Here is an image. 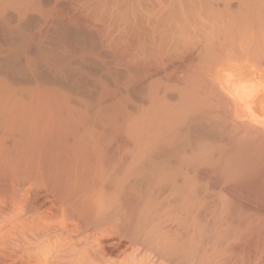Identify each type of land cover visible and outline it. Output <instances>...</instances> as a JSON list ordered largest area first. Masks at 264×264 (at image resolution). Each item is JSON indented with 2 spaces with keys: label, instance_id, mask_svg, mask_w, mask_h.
<instances>
[{
  "label": "bare ground",
  "instance_id": "obj_1",
  "mask_svg": "<svg viewBox=\"0 0 264 264\" xmlns=\"http://www.w3.org/2000/svg\"><path fill=\"white\" fill-rule=\"evenodd\" d=\"M55 1L57 3L58 2L60 3V1H58V0H55ZM182 1L185 2V0H178V2H182ZM186 1L187 2L183 5L181 4V6H179L180 3H178L177 9L175 8L174 10H172L174 7L172 9L169 8V12H171V13L167 12L168 9H166L167 8L166 7L165 12L170 14V16L168 15V17H165L167 14L164 13V15H163L162 12L159 13L160 14L159 17L163 15L162 20H161L162 17L158 18L159 19L158 21H160L159 23H158L157 19H155L154 22L152 21L151 24H149L151 20L149 21L148 24L151 25L150 26L151 28L149 27L150 29L147 31L150 34L147 32V35H146V33H145V35L147 36V39L144 40L145 37L143 39L144 42L146 41L147 43L145 42L146 44H144L142 40H141L142 43L140 40H139L140 42L139 41L136 42L138 44L141 43L140 45L142 47L146 45L143 48L140 46V48H142V49L145 48L144 50H145V52H147L146 48H149L147 46V44H150V46H152L153 44L156 46V44H157L159 47V48L158 47L157 48L160 49V45L161 44L163 45L164 40H165V42L167 41L170 43H174L176 41L179 43L183 42L184 45H186V44L188 45L189 43H191L190 47L188 46L189 48L188 47H182L183 50L181 49L182 52L180 51L181 52L180 54H182L181 61H182V63H184V66H185L184 70L186 71V74L190 73V75H191V73L192 74L194 73L197 66H199L201 60L211 58L210 55L212 54V52H210V51L213 49L212 47H217V45H220L222 39L225 41H227V39L228 40L230 39L229 41L233 40V38H231V35H232V37H234L232 32H234V33L237 32L236 34H238V35L234 34L237 37L240 36L239 34H242L244 32H250V33H248V34H250V36L251 35L254 36L255 33L257 34V35L255 34V36H256L255 40H257V41L256 42L254 41L256 46L255 45L252 46V44H251L252 49H251V47L250 48L245 47L244 50L241 48L245 52V55H246V53L249 55H257V54H259V52L260 53L264 52L263 51L264 50V44H263L264 42L262 41L264 39V0H186ZM232 1H235L236 4H232L233 3ZM42 3L43 2L41 0H18L17 2H15V0H0V71L10 75L13 78L18 77V78L23 79V80L28 79V76L31 73V74L38 76L39 78H43L45 80H48L49 82L55 81V82H53L54 84L56 82L57 83L60 82L59 83L60 85L63 84L68 88L80 90L82 88L83 83H84L83 80H84V78H86L85 75H86L87 71H88V73H89V71H98V70L104 72V69H107V68L102 67V65H103L102 62H101V64H102L101 65L100 62L96 61V59H92V57H90V59H89L88 56H86V54L95 52L97 42L95 41L94 38H93L94 40L92 39V36H89L90 33L87 34L81 29L73 28L70 25L63 24V22L62 23L59 22V20L57 19L58 17L56 18L57 19V21H56V19L55 20L53 19L52 15H49V14L41 15V14H39L37 12L36 6H39V4H42ZM51 3L52 2H50V6H51ZM46 4L48 5V3H46ZM46 4H44V5H46ZM111 4H113V3H111ZM52 5H54V4H52ZM157 5H158V2H157ZM50 6L48 5V7H50ZM54 6H51V7L55 8ZM57 8H58V6H57ZM61 9L62 8H60V10ZM111 9H113V8H111ZM156 9H155V11H156ZM92 10H94V9H92ZM53 11L55 12V10L52 9L51 12H53ZM129 13H130V11H129ZM42 14H43V12H42ZM117 14H118V12H117ZM157 17H158V14H157ZM149 19H151V18H149ZM142 20H144V19H142ZM153 20H154V16H153ZM238 30H241V32L239 33ZM242 31H244V32H242ZM141 34H143V33H141ZM215 34H217V35H215ZM219 36H221L220 37L221 41H220V38H218ZM236 36H235V38H236ZM137 37L138 36H136V38ZM215 37L220 42V44H217V41H216V46H214V45L210 46V44L207 42L208 41L211 42V40H213ZM259 37L261 39L263 37V39L261 40L262 44H260V47H259V41H258ZM138 38H140V37H138ZM193 39H195L196 41H194ZM162 40H163V42H162ZM237 40L240 41L241 39H237ZM251 40H252V38H251ZM229 41L225 42V44L226 43L228 44ZM233 41H235V40H233ZM212 42H214V40ZM138 44H136V45L138 46ZM166 44H168V43H166ZM225 44H224V47H225ZM229 44H230V42H229ZM136 45H134V46L136 48H138ZM164 45H165V43H164ZM77 46L81 47V48H75ZM230 46H232V43ZM220 47H221V45H220ZM234 47H237V46H235V45L233 46V49H236ZM242 47H243V45H242ZM140 48H138V49H140ZM238 48H240V47H237V49ZM257 48L259 49V52H257L258 51ZM77 49H79V51H75ZM227 49L228 48H225V50H227ZM233 49H232V52H233ZM144 50H142V52L141 51L138 52L139 50L138 51L135 50L133 52V54L134 53H138V54L143 53ZM169 50H171V48H169ZM165 51H164L163 56L165 54H167V52H169V51H166V53H165ZM193 51H194V53L196 52L195 53L196 58H193V55H194L192 53ZM243 51L239 50V52H243ZM174 52H175V50H174ZM213 52H217V51H213ZM225 52L227 53V51H225ZM232 52L230 53L231 57H233L232 54L234 53V52L233 53ZM147 53L149 55V52H147ZM162 53H163V51H162ZM138 54H136V56H135V54L133 55V56H135L134 60H136V57H137L138 61L140 60L139 62L142 63V61H141L142 57L139 59V57L142 55L139 54V57H138ZM221 54H222V52H221ZM230 54L227 53V54H223V55H228V57L227 56L226 57L229 58ZM235 54H238V52H236ZM100 55H98V56H100ZM178 55H179V53H178ZM212 55L216 56V53L212 54ZM217 55H219V54H217ZM223 55H222V57H224ZM145 56L146 55H143V57H144L143 63L148 64L149 62L146 63L148 57L146 56V59H145ZM236 56H238V55H236ZM226 57H224V58H226ZM212 58H214V57H212ZM212 58L205 64V66H204L205 68H203V70L204 69L208 70L209 68L213 67L217 63V61H216L217 59L215 60V58L214 59H212ZM218 58H220V57H218ZM237 58H239V57H236L235 59H237ZM232 59H231V61H232ZM223 60H228V59H223ZM234 61H236V60H234ZM237 61H238V59H237ZM139 62H135L134 65L132 66L135 68H131L132 69V71H131L132 72L131 84L133 83L132 85H134V88H135L134 90H133V88H131L133 90L132 92L138 96V97H136L138 99H139V97L142 98L141 95L143 94V98H145V99L142 98L141 100L144 102L147 101L146 102L147 106L146 107L144 106L145 109H143L144 111L148 107V102L150 105L153 102L152 101L153 99H154V101L156 100L158 102L160 100L159 104L157 102L158 106H155L156 101H155V103L153 102L155 105L151 104L154 108L155 107L159 108L161 102L166 98V95L168 96L167 98H172L169 96H172L174 93H172V94L167 93L168 92L167 88L164 85L165 82L163 83L164 86L162 85V87H163L162 89H161V87H159L160 89H158V86L157 87L155 86L156 88L152 89L153 86L151 84H154L155 82L157 83V80L152 78V80H151L152 82H150L151 78H150V73L148 71H150L151 69L150 70L144 69V68H146L147 65L142 64L143 65L142 66ZM227 62H229V61H227ZM138 63L140 66L138 65ZM135 64L138 67L135 66ZM162 65H164V63ZM181 65H183V64H181ZM149 66H150V64L147 67L149 68ZM206 66L209 68H206ZM255 66L258 67L259 65H255ZM262 66H264V65L262 64ZM162 68L165 69V66H163ZM163 69H161V70H163ZM167 69H169V68H167ZM164 71L166 72V70H163V72ZM222 71L223 72H219L216 74L215 79L213 78L214 82L213 81L212 82H213V86L216 87V89L214 88L215 90H212L213 89V87L211 86L212 82L211 83L209 82L210 85L209 84L204 85V83L200 84V85H204L205 86L204 89H208L209 86H211L209 88L211 90L208 89L206 92L204 91L205 92L204 94L207 93L208 100L210 98L209 101L215 100V98H213V97L215 96V92H217L216 94H218L217 95L218 97L216 96L217 100L214 103L215 105L217 104L216 106L220 107V106L224 105L223 100H222V102H220L221 101L220 99H222V98L226 99L225 100L226 101L225 104H227L226 108L217 107L216 109H218V110H216V109H214V110L217 111V112H215V114H216L218 112H221V108H222L221 114L223 116H226V117H228L230 115V117H232V118H230V119H232V120H230L232 122V124H231V122H230V124H228L229 122H227V119L229 120V117L226 119H223L224 117L222 115L221 116H222L223 121L226 120L227 123L225 121L223 123V121L221 119L220 120L217 119L216 121L213 120V117H215L214 116L215 114L212 115L211 114L212 112H205V113L201 112L200 114H197V113L192 114V116L189 115L187 112L186 115L187 114L189 115L188 118H185V120H186L185 122L182 120L184 123L182 121L181 122L183 123L184 129H185L184 134L186 136V142L187 141L193 142L194 140H195L194 142H196V140L198 138L202 137L201 139L207 140V142L210 141L208 143V145L210 143L218 145V148L216 145L212 146L215 148L213 150L219 149V146L220 147L222 146L221 149H223V146L224 147L226 146L225 149L226 150L230 149V152H229V150L227 152L231 154V151H233V149H231V147L232 148L233 147L238 148V150L240 149L238 151V153H236L237 150L234 149L236 151L233 152L232 153L233 155L231 154V156H227V155H230L227 152H226V154H224L226 151L225 149H224L225 151L223 150L224 153L222 152L221 149L217 150V151H221L223 153L222 157L224 155L227 156V160H225L226 161L225 165L220 164L221 168H223L222 166L224 165V166H228V167H232V166L235 167L236 166V169H237V167L241 168L245 164L244 158H246L247 156L252 158V157H254V155L257 151L260 152V149L264 150V141L263 140L261 141L259 138L257 139V137H254V138H256L255 140L250 139L249 141L246 138V141H248V142H247V144L244 143V138L246 136H248L249 134L251 135L250 132L253 131V129H254V128L252 129V126H254V125L251 124V122H258V121H256V119H253V117L250 115L251 111L253 113V110H254V107H253L254 101L257 98L258 101L264 105V69L258 70V73L253 75L252 78H248V76H249L248 70H246L244 67H241V65H239V64L235 65V66H228L227 69L222 70ZM154 72H156V70ZM154 74H156V73H154ZM157 74H159V73H157ZM202 74H204V72ZM190 75H188V76L185 75L186 80L190 79ZM155 76L157 77V75H155ZM200 77H201L200 79L203 80L202 76H200ZM169 78H171V77H169ZM210 78H212V77H210ZM88 79H90V78H88ZM154 80H155V82H154ZM209 80H211V79H209ZM39 81H41V80H39ZM166 81H167V78H166ZM208 81L205 80V83H208ZM173 82L176 83L175 81H173ZM182 82L183 83L185 82L186 84H188L187 83L188 80L185 81L184 78L182 79L181 83ZM30 83H31V81H30ZM30 85H32V84H30ZM176 86H174V87H176ZM182 86H183V84H182ZM185 86H187V85H185ZM206 87H208V88H206ZM183 89L180 91L183 92ZM217 89H218V91H216ZM27 90H28V88H27ZM187 92H188V90L186 91L185 94H187V95L192 94L191 92H189V93H187ZM9 93H10V91H9ZM146 93H147V96H146ZM212 94L214 95L213 97L208 96V95H212ZM136 95H134V96H136ZM59 96H60V94H59ZM156 97H159V98L161 97V98L156 99ZM162 97H164V99ZM176 97H177V99L179 98L178 95H176ZM176 97L174 96V98H176ZM186 97H188V96H186ZM57 98H59V97H57ZM204 98H206V97H204ZM134 99H135V97L133 98V100ZM135 100H136L137 106L134 104V106H135L134 109H137L138 104L144 105L143 104L144 102L143 103L141 102V104H140V102L137 99H135ZM168 100L165 101L166 105L169 103V102L167 103ZM183 100H182V103L184 102ZM208 100H207V104H208ZM218 100H220L219 101L220 103L217 102ZM169 101H171V100H169ZM131 102L133 103V101H131ZM84 103L87 104V102H84ZM93 103L94 102H92V104ZM163 103L164 102H162L161 105H163ZM185 103H186V101H185ZM202 103H204V101ZM186 104H188V102ZM166 105H163L164 108ZM168 105L171 106L172 104H168ZM175 105H178V104H174V106ZM183 105H184V103H183ZM183 105H181V106H183ZM169 106L167 108L168 110H169ZM0 107H1L0 108V118L4 117L6 119V117H8L9 118L8 121L9 120L13 121L12 117L16 118L17 115L18 116L22 115L19 117L21 119L22 118L27 119V121L30 118L29 116H26V118L24 117L25 112L28 111V113H29V110L26 109V107L25 108L14 107L16 109L7 108V106L6 107L0 106ZM139 107H140V109H141V107L143 108V106H139ZM139 107H138V109H139ZM153 107H152V110H153ZM223 107H225V105ZM156 108H155V110H156ZM161 108H162V106H161ZM161 108H159V109L161 110ZM164 108H162V110ZM80 109H81V107H80ZM140 109H139V111L135 110L136 113L137 112L139 113V114L137 113L136 115L140 116V113H143L144 115L143 114L142 115L146 118L145 115L148 114L147 115V118H148V116L150 115L148 112H146L148 110V108L145 111L146 114H145V112H143L142 109H141L142 110V112H141ZM185 109H188V107ZM189 109L191 110V108H189ZM255 110L258 111V109H256V107H255ZM148 111L151 112L150 109ZM171 111H173V109H171ZM228 111H230V112L228 113ZM257 111H254L253 114L256 115L257 113H255V112H257ZM166 112H167V110L165 112H163V114H165ZM223 112L226 115H224ZM15 113H17L16 116H15ZM28 113H27V115H28ZM31 113H33V112H31ZM49 113H52V112H49ZM173 113H175V112H173ZM230 113H232V115ZM158 114L159 113H157V115ZM8 115H10L11 118ZM11 115H13V116H11ZM88 115H90V114H88ZM175 115H177V114H175ZM183 115H185V114H183ZM141 116H140V121L142 123H140L139 121H138V123L143 124L142 120L147 121L148 119L147 118L142 119L143 116L142 117ZM171 116H168V117H171ZM219 116H220V114H219ZM219 116H218V114H216L217 118H221V116L220 117ZM261 116H262V113H261ZM19 117H18V119L20 120ZM160 117H162V116H160ZM263 117H264V114H263ZM151 118H152V116H151ZM233 118L235 119V122L237 124H235V122L233 123V121H234ZM16 119H15V121H16ZM155 119H157V118L155 117ZM161 119L162 118H160V120ZM174 119H176V118H174ZM243 119L245 120L246 123L243 121ZM19 120L16 122L20 123ZM53 120H55V119H53ZM236 120H238L239 122L242 120V122H240L239 126H236L239 123ZM15 121H13V123ZM149 121H150V118L146 123H149ZM219 121H221V122H219ZM23 122L26 123L24 120H23ZM181 122L179 124L178 120H177V122H176V123H178L177 127H175L176 125H173V127H172L173 129H169V130H175L177 128L176 130H178V131L180 129L181 130L179 132L171 131L173 133V134L171 133V135H173V136L169 135L168 136L169 139L165 137L166 141H164L160 145L158 143L157 145L159 146V148H157V149L153 148L152 145H151L152 147L150 146V149H149V144L151 143L152 137L149 136L150 138L148 139L147 136L151 135L150 133L153 134V132H151L152 131L151 128L149 129L150 126L148 124H146V126L142 125L143 130H144V127H147V126H148L147 130H151L150 132H148L147 130H144L145 132L148 133V135L147 134L144 135L145 132L141 131L140 129H136L139 127L137 121L135 122L137 125H135V123H134V127L136 126L135 128L133 127L134 131L138 132L140 130V132L143 133L142 135L145 136V138H143V137L141 138L140 137L141 133L139 132L140 134L139 133H137V134H138V137H140V139L136 138V135H135L134 139L132 140V146L133 147L132 146L131 147H132L133 155L137 160L136 161L137 168H140V169L144 168L145 169L147 167L149 172L151 171L150 169H153L151 173L156 174L157 176L160 175V176H158V178L161 177L160 179H162V181H157L158 178L155 175H154L155 176L154 177L153 174L151 176L146 177V178H148V181L143 183L144 187L146 188L145 192L143 191L145 196H142V195L136 196L137 194L133 190L135 185H133V184H130V185L126 184L125 185L123 183L121 184L118 178H117V180L115 178V181H114L110 176L109 177L107 176L108 177V179H107L105 176H103L99 172L97 174L93 173L96 175L93 178L92 177L90 178L89 176H87V178L89 177L87 180H86L85 172H83V175H85V176H83L85 178V180H84L85 182L82 181V179L80 178V173H79V177H78V173L74 172L77 169V167L75 169H74V167L79 166L80 164L79 163L77 164L76 157L72 156V154L68 152L67 148H69V147H67V146H64V147H66L67 153L71 154V155L68 156L66 153V156H68V158L69 157L72 158V159L69 158V160H73V163H72V165L70 164V166H72V167H69V165L68 166H62V164H64L63 162L64 161L66 162L65 159H67L65 157V153L63 152V150L66 152L65 148L61 150V148H63V146H62L63 142L62 141L60 142L62 144L59 145L61 148L60 147H53L54 145L51 146V144H48V143H50L49 140H46L45 144H43V143L41 144V141L44 139H42V138L39 139L40 136L36 137L35 134L33 133L34 129H32L31 127L21 126L22 129H23V127L25 128L24 134H23V132H21L22 130H20V126H19L20 124L19 123L17 124L18 127L15 126V128H13V127L12 128H6L5 127L6 125L1 123V121H0V130H1L0 131V186H1L0 187V241L3 244V247L1 246L2 253H0V263H2V264H212L209 262L211 259L209 258L210 255L207 253L210 250L206 251L203 249V247L200 248L199 247L200 245L199 246L193 245V243L195 242V241L193 242V240L196 237H197V239H199V238H201L200 236L202 234H203V236H204V234L205 235L207 234L204 231H203L204 232L203 233L201 230L198 231V229H195L197 227V225H199L198 223H195V222H198V221H195L192 218V221H190L191 227L188 226V223L187 224L185 223L184 219L182 220L183 224L184 223L186 224L184 226H183V224H181L182 223L181 221H180V226L177 225V224H179V222L177 223L178 219L175 220L176 223H171L172 225L168 224L167 223L168 222V219H167L168 216L166 218V214L164 213L165 211H163L166 209L158 211L159 210V209H157L158 203L156 205V200H158L157 202H159V201L161 202V200L163 201V199L164 200L166 199V201H164L162 203L166 202L165 204H167V199L169 200V197H171L172 199H171V201H168V202H171L172 204L169 203L168 205H176V206H179L181 209H182L183 203H185V204H197V205L199 204L200 206L203 205L202 209H205L204 207L205 206L207 207L208 204L210 205V204L215 203L214 202V200H215L214 194L215 193L213 192V189H212V187H214V185L211 182V177L205 176V177H203V179H201L200 178V172L197 169V165H196V163H194V162H197V161H195L196 158H195L194 154L190 153V158H187L189 155H187L186 152L181 150V147L179 145V141L183 142L182 140L183 139L185 140V137L182 134V131L184 129H182L183 126H182ZM30 123H32V122H30ZM155 123L158 124V122H155ZM162 123H164V121H162ZM176 123H174V124H176ZM242 123H243V125L248 124V123H250L252 125L251 129L249 126H248L249 129H247L248 127L246 128L247 130H250L249 133L245 128H244L245 131L241 129L243 127ZM26 124H28V123H26ZM250 124H248V125H250ZM94 125H96V124H94ZM232 125L236 126L237 128L234 126L232 127ZM240 125L242 127H240ZM32 126L34 127L35 124H32ZM167 126H168L167 129H168L169 125H167ZM179 127H181V128H179ZM230 127L232 128V130H230ZM238 127L243 131V132H241V134L239 132L240 136L237 135L240 137V139L239 138L236 139L235 138L236 136L234 137V135H233L236 130L237 131L240 130ZM89 128H92V127H89ZM133 128H132V130H133ZM161 128H163V127L160 126V129ZM255 128H257V130L255 129L253 132V135H251V136L255 135L254 134L255 131H256V134L257 133L259 134V131L262 134L264 133L263 132L264 126L262 127L263 129L261 127H260V129H259V127H255ZM164 129L166 130L165 127H164ZM233 129H234V133H233ZM46 130H48V129H46ZM83 130H87V129H83ZM169 130H167V131H169ZM261 130H263V131H261ZM43 131H44L43 133H45V130H43ZM230 131L232 134L230 133ZM237 131H236V133H238ZM246 131H247V133H246ZM60 132L63 133L62 131H60ZM120 132H122V131H120ZM160 132H161V130H160ZM174 132H177L178 134L176 133L174 135ZM47 134H48V132H47ZM229 134H231V136L233 135V138L236 140V141H234L235 144H234V142H232V140H234V139L231 138V136ZM244 134L245 135L247 134V135L244 137ZM159 135L161 136L162 134H159ZM167 135L168 134H165V136H167ZM85 136H87V135H85ZM151 136H153V135H151ZM176 136H178V137H176ZM48 137H50L49 139L52 140L51 136H48ZM163 137H164V135L161 138H163ZM175 137L177 139L178 138L181 139V140L178 139L179 141L177 140L178 144L176 142ZM126 138H128V137H126ZM156 138H158V137H156ZM59 139H60V137H59ZM84 140H87V139H84ZM80 142H83V140ZM192 142L191 143L189 142L190 145L195 146L198 144L197 142H196L197 144L192 143ZM64 143L67 144L68 142L64 141ZM46 144H48V146ZM182 144H181V146H182ZM229 144H234V145H230V147H228L227 145H229ZM244 144H246V145H244ZM44 145L47 146V149H46L47 153H46V151H44L46 153V155L42 156V154L39 153L40 151L38 152V150H40L38 148L40 146H44ZM77 145H78V143L74 147H76ZM92 145H93V142H92ZM208 145L206 144L205 146H208ZM71 146H73V144ZM244 146H246L245 147V149L247 148L246 150L244 149ZM259 146H261V147H259ZM195 147L194 148L196 150L198 146H195ZM227 147H228V149H227ZM59 148H60V151L58 150ZM84 148H85V146H84ZM103 148L104 147H102V149ZM184 148H185V145H184ZM190 148H192V147H190ZM190 148L188 147V149H190ZM206 148H205V150L207 151L209 149V147H208V149H206ZM41 149H43V147H41ZM89 149H91V148H89ZM153 149H155V150L152 151ZM179 149L181 150V152ZM210 149H212V148H210ZM210 149H209V151H213ZM254 149H256L257 151ZM244 150H245V152H244ZM62 152L64 153L63 157H61ZM104 153H106V152H104ZM234 153H236V154H234ZM263 153H264V151H263ZM82 154L83 153H81L80 155H82ZM259 154H256V155H259ZM84 155H86V154H84ZM141 156H144V157H142V158H144V160H142V158L140 159ZM226 156L223 157V159L226 158ZM86 157H87V155H86ZM209 157H211V155ZM213 157H214V155L212 154L211 161H213V159L215 161V157L214 158ZM62 158H65V159L63 160ZM263 158H264V154H263ZM99 159H100V157H99ZM258 159L259 158H256V160H258ZM33 160H34V162H32ZM85 160H87V159H85ZM91 160H93V159H91ZM61 161H62V163H61ZM192 162L194 165L192 164ZM213 162H212V164H214L216 166V169H217V165L215 164V162L214 163ZM256 162L259 164L261 162V160L259 159V162L258 161H256ZM216 163H218V161ZM84 164L82 163L81 165L84 166ZM161 164H162V168H160ZM66 165H67V163H66ZM87 165L88 164L86 162V166ZM214 165H212V166H214ZM260 165H263V164L260 163ZM86 166H84V167H86ZM104 166H106V165H104ZM245 166H247V165L245 164L243 166V168ZM61 167H63V168H61ZM110 167L113 168L112 166H110ZM188 167H190L191 169H189ZM218 167H219V165H218ZM98 168H101V165ZM80 169L81 168H79V170ZM88 169H90V167H88ZM214 169L212 171H214ZM236 169L235 168L230 169L229 171L227 170V172L230 173L233 170L232 173L235 174ZM99 170H101V169H99ZM212 171L210 170V174ZM215 171L217 173L219 172L218 174L224 175L226 168L224 167L223 174L221 173L223 170L222 171L221 170L220 171L215 170ZM86 172H88V171H86ZM121 172H123V171H121ZM104 173H106V172H104ZM214 173L215 172H213L211 174V176ZM217 173H215L216 174L215 178H217V179H218V177L222 178L219 175L217 176ZM229 173H228V175L231 176V174H229ZM46 174H48L47 179L45 178V176H47ZM127 175H128V173H127ZM225 175H227V173ZM123 176H125V175H123ZM234 176H236V175H234ZM231 177H233V176H231ZM156 178H157V180H156ZM43 179H44V181H42ZM128 179H127V181H128ZM235 180H236V177H235ZM117 181H119V184ZM134 181H136V180H134ZM222 181H224V180H222ZM39 182L40 183L44 182V183L40 184ZM23 183L26 186L22 185L23 188L19 187ZM220 183H221V181H220ZM142 186L143 185L141 184V187ZM139 187H140V185H139ZM139 187L137 184V187H135V188L141 189ZM40 189H42L44 192L43 196L48 195L50 197L48 200H46V203H53L51 206V209L53 211H47V212L45 211L44 213L43 212L41 213L39 211L40 209L37 211V208H35L32 205V202L35 200V197H30V195H37L39 193ZM142 189L139 191L140 193H141ZM220 190H221V188H220ZM256 191H258V190H256ZM215 192H216L215 195H217L218 191L215 190ZM219 193H220V194H218L219 196H217V197H219V199H217L216 202H222L223 196H221V192H219ZM220 198H221V200H220ZM145 199H147V200H145ZM218 200H220V201H218ZM153 201L155 202V204L153 203ZM223 202H225V199H223ZM185 206L186 205H184V207ZM228 206H229V204H228ZM180 208H176V209H180ZM184 209H189V207L184 208ZM184 209H183V211H184ZM186 211L187 210H185V212ZM219 211H221V210H219ZM159 212H160V214H158ZM185 212H184V215L188 213V211H187V213H185ZM161 213H164L165 216L163 214L161 215ZM200 213L203 216L206 215V216L210 217V216H214L218 212L216 210V213H215V211L210 209V206H209V207H207L206 210H204V211L201 210ZM189 215H190V213H189ZM221 215H222V213H221ZM169 216H171V215H169ZM188 217H190V216H188ZM193 217H194V219H196L195 216H193ZM186 220H187V218H186ZM170 222H173V221L170 220ZM173 224H175L176 227H175V225L173 226ZM168 225H171L174 229L169 228ZM185 226H186V228L187 227H189V228L193 227V230L191 229L189 231V229H188V231H183V229L187 230L186 228H184ZM211 227H213V226H211ZM89 230H91V232H89ZM190 232H191V237L189 235ZM224 234H226V233H224ZM107 236L108 237L109 236L110 237L116 236L117 241L111 245L112 249L115 248L116 246H119L121 244V242H125L126 245H125L124 249L126 248L128 251L130 250L129 253L126 254V253L122 252L120 258H118V259L116 258V260H110L109 257H107V255L103 252V250H102L103 248L100 247V241H102L104 239V237H107ZM240 237L243 238V236H240ZM122 251H124V250H122ZM225 257H227V256H225ZM219 262L223 263V260L218 261V263ZM213 264H217V263H213Z\"/></svg>",
  "mask_w": 264,
  "mask_h": 264
},
{
  "label": "rangeland",
  "instance_id": "obj_2",
  "mask_svg": "<svg viewBox=\"0 0 264 264\" xmlns=\"http://www.w3.org/2000/svg\"><path fill=\"white\" fill-rule=\"evenodd\" d=\"M17 1L18 0H15V2H17ZM41 1L43 3L39 4V6H36L37 12L39 14H41V15H47V14L52 15L54 20L58 17L57 19L59 20V22H61V23L63 22V24L70 25L73 28L81 29L87 34L90 33L89 36H92V39L93 38L95 39V41L97 42L96 43L97 45H96L95 52L86 54V56H88L89 59H90V57H92V59H96V61L100 62V64L102 62L103 63V65L101 64L102 67L107 68V69H104V72L98 70V71H89V73H88V71H87V73L85 75L86 78H84V80H83L84 83H83V85L81 84L82 88L80 90H76V89H73V88H68V87H66L63 84L60 85L59 84L60 82L59 83L56 82L54 84L53 82H55V81H53V82L51 81L52 82L51 83L48 80H45L43 78H39L38 76H36L34 74H31V73L29 74L28 79L23 80V79H20L18 77L17 78L16 77L13 78L10 75L0 71V106H4V107L7 106V108H14V107H16V108L17 107L18 108H25L26 107V109L29 110V113H28V111L25 112L24 113L25 114L24 117L26 118V116H29L30 118L29 117L28 118H29L30 121L29 120L27 121V119H24V118L21 119L19 116H22V115L18 116L17 113H15V116L17 115V117H16L17 119L14 117L16 119V121L19 120L18 117L20 118V120H19L20 123L19 122L18 123L20 124L19 126H20V130H22L21 132H23V134H24V129H25L24 127L22 129L21 126L31 127L32 129H34L33 133L35 134L36 137L40 136L39 139L40 138L44 139V140L41 139L42 140L41 144L42 143L45 144V141L49 140L50 143H48V144H51V146L54 145L53 147H60L59 145L62 144V143H60L62 141L63 142V144H62L63 148L60 147L61 150L64 149V148L66 150V147H64V146L69 147V148H67L68 152L71 153L72 156L76 157L77 164L78 163L80 164L79 166H75L74 167V169L77 167V169L74 172L78 173V177H79V173H80V178L82 179V181L85 180V178L83 176L86 175V180H87L89 177L93 178L94 176H96L93 173L97 174L99 172L100 174L105 176L107 179H108L109 176L114 181H115V178H116V180L118 178L121 184L122 183L125 184V185L126 184H129V185L133 184V185H135V187H137V184H138V187L140 185L139 188H141V189L143 188L144 189V190L142 189V191H141L142 194L139 192L141 189H138V188L136 189L134 187L133 190L137 194L136 196H138V195L139 196H141V195L145 196L143 191L145 192L146 188L144 187L143 183L148 181V178H146V177L151 176L153 174V173H151L153 169H150L151 171L149 172L147 167L145 169L144 168L143 169L137 168V165H136V161L137 160L134 157L133 152H132V147H133L132 146V140L134 139V136L136 135V138L140 139V137L141 138L142 137L145 138V136H144L145 134L148 135V133L144 131V130H147L148 126L144 127V130H143L142 125L146 126V124H148L150 126L149 129L151 128L152 131L151 130H147V131L148 132H150V131L153 132V134L150 133L153 136H151V135L147 136L148 139L150 137H152L151 138V143L149 144V149H150L151 145L153 146V148L157 149V148H159V146L157 144L159 143V145H160L164 141H166L165 137L168 138V136L171 135V133H172L171 131L179 132L181 130L180 129L178 131V130H176L177 128L175 130H169V129H173L172 128L173 125H176L175 127H177V124L178 123L180 124V122L182 120L185 122L186 121L185 118H188L189 115L192 116V114H196V113L200 114L201 112H203V113L212 112L211 114L213 115V114H215V112H217L216 110H218V109H216V108L219 107V106H216L217 104L216 105L214 104L215 101L217 100V98H216V96L218 95V94H216L217 92H215V96L213 94L212 95H208L209 97H211V96L213 97L214 96L213 97V98H215V100L213 99L214 101H212V100L209 101L210 98L208 100L207 93L204 94L211 86L213 87L212 90L216 89V87L213 86V82H214V79H215L217 73L223 72L222 70L227 69L228 66H235V65L239 64V65H241V67H244L246 70H248V72H249L248 78H252L253 75L258 73V70L264 69V66H262V64L264 65V57H263L264 56V52L263 53L259 52L260 44H262V41L264 42L263 37H262L263 40L260 38L261 36L259 37L260 40L258 39V41H259V47L258 48L259 49L257 48L258 49L257 52H259V54H257V55H249V54L246 53V55H245V52L243 51L244 48L245 47H247V48L251 47V49H252L253 45L256 46L254 41L256 42L257 40H255L256 39V36H255L256 33L254 34V36L253 35L250 36V34H248L250 32H244V31H242L244 33L239 34L240 35L239 37L236 36V35H238V34H236L237 32H235V33L232 32L234 37H232V35H231V38H233V40H235V41H233V40L229 41L230 39L229 40L227 39V41L230 42V44L228 42L229 45L227 43L225 44V42H227V41H225L223 39L221 41V38H220L221 36L218 37V38H220L221 44L217 40V38H216L217 36L213 39L215 43L212 42L213 40H211V42H209V41L207 42V43L210 44V46H213V45L216 46V41H217V44H220L221 47H222L221 48L220 45H217V47H212L213 49L210 52H212V54L216 53V56L212 55L211 53H210L211 54L210 56H211V58L214 57L215 60L217 59L216 60L217 63L215 64L216 66L214 65L215 67L213 66V67L209 68V67L206 66V68H209L208 69L209 71L207 69L203 70V68H205L204 67L205 64L211 58L210 59L201 60L199 66H197V68H196V70L194 71L193 74L192 73H191V75H190V73L186 74V71L184 70V67H185L184 63H182V61H181L182 54H180V53L183 50L182 47H188V46L190 47L191 43H189L188 45L186 44L187 45L186 46V45L183 44V42L179 43V42L176 41L174 43H170V42H167V41L165 42V40L163 42V40H162L163 45L162 44L160 45V49H158L159 47H158L157 44H156V46L154 44L152 46H150V44H147V46L149 47V48H146L147 52H149V55H148V53L145 52V50H144L145 48L142 49L146 45L142 47L140 44L142 43V41H143L144 44L147 43L146 41H145L146 42L145 43L144 40L147 39V36H146L147 32H148L147 30H149L151 28L150 27L151 25H149V24H151L152 21L154 22L155 19H157V21H158L159 20L158 18H161V17H162L161 18V20H162L164 13L167 14L165 17H168V15L170 16V14H168V13H171V12H169V8L172 9L174 7L172 10H174L175 8L177 9L178 3H180L179 6H181V4L183 5V4H185L187 2L186 0H185V2H183V1L182 2H178V0H123V1L122 0H58V1H60V3L59 2L57 3L55 0H41ZM50 2H52L51 6L55 5L54 6L55 8L50 6ZM157 2H158V5H157ZM232 2H233L232 4H236L235 1H232ZM46 3H48V5L50 7H48V5ZM111 3H113V4H111ZM44 4H46L47 6L44 5ZM52 4H54V5H52ZM57 6H58V8H57ZM110 7L113 8V9H111ZM60 8H62V9L60 10ZM165 8L168 9V11L166 10L168 13L165 12ZM50 9L51 10L52 9L55 10V12L54 11L51 12ZM92 9H94V10H92ZM155 9H156V11H155ZM129 11H130V13H129ZM42 12H43V14H42ZM117 12H118V14H117ZM161 12H162L163 15L159 17V15H160L159 13H161ZM157 14H158V17H157ZM153 16H154V20H153ZM149 18H151V19H149ZM57 19H56V21H57ZM142 19H144V20H142ZM149 21H150V23H149ZM159 22L160 21H158V23ZM238 31H239V33L241 32V30H238ZM141 33H143V34H141ZM145 33H146V35H145ZM234 34H236V35H234ZM215 35H217V34H215ZM136 36H138L140 38L137 37L138 38L137 39ZM235 36H236V38H235ZM144 37H145V39H144ZM251 38H252V40H251ZM237 39H241L242 41L240 40L241 41L240 42ZM139 40L140 41L142 40L141 43L140 44L136 43ZM193 40L196 41L195 39H193ZM164 43H165V45H164ZM166 43H168V44H166ZM231 43H232V46H230ZM136 44H138V46ZM224 44H225V47H224ZM251 44H252V46H251ZM134 45H136L138 48H140V46H141L142 48L138 49ZM234 45L237 46V47H240V48L237 49V47H234L236 49H233ZM242 45H243V47H242ZM165 47L166 48L168 47V48L166 49ZM75 48H81V47L77 46ZM169 48H171V50H169ZM225 48H228V49L225 50ZM134 49L137 50V51L139 50L138 52H140V51L142 52V50H144L143 53H139V54L142 55L140 57H139L138 53H134L135 56H136V54H138L139 59L142 57L141 58L142 63L139 62L140 60L138 61L137 57H136V60H134V57H135V56H133L134 55L133 52L135 51ZM232 49H233L234 53L232 52ZM165 50L169 51V52H167V54H165L163 56ZM174 50H175V52H174ZM239 50L243 51V52H239ZM75 51H79V49H77ZM162 51H163V53H162ZM166 51H165V53H166ZM213 51H217V52H213ZM225 51H227L228 54H230L232 52L233 53L232 54L233 57L234 56L235 57L234 58L231 57V54H230V57L227 58L228 55H223V54H227ZM221 52H222V54H221ZM236 52H238V54H235ZM99 53L100 54L102 53L103 55L102 54L100 55ZM178 53H179L180 56L178 55ZM192 53L194 54L193 58H196L195 57L196 56V54H195L196 52L194 53V51H193ZM97 54L100 55V56H98ZM217 54H219V55H217ZM143 55H146L148 57L147 58V62H146V63L149 62L148 64H144L143 63V61H144ZM222 55L224 57H226V56L227 57L224 58V57H222ZM236 55H238V56H236ZM146 56H145V59H146ZM218 57H220V58H218ZM236 57H239V58H237L238 61H237V59H235ZM214 58H212V59H214ZM232 58L234 60H236V61H234ZM223 59H228V60H223ZM231 59H232L233 62L231 61ZM134 61L135 62H139L141 65L144 64V65L148 66L150 64L149 68L147 66H146V68H144V67L143 68L146 69V70H150L151 69L150 71H148L150 73V78H151L150 82H152L151 81L152 78L157 80V83L154 80L155 83L151 84L153 86L152 89L156 88L157 86H158V89H160L159 87H161V89H162L163 88L162 85L165 82L164 85L166 86L167 91H168V92L167 91L166 92L169 93V94L174 93L173 95L175 97H176V95L179 96L178 99H177V97L174 98L173 95L169 96V97H172V98H167L168 96L166 95L167 99L166 98L164 99V97H162L164 99L162 101V102H164L163 105H166L165 101L168 100V99L171 100V101L168 100L167 103L169 102L168 104H172L171 106H169L167 104L165 106V108H164V106L161 105L162 104V102H161L159 108H161V106H162V108L165 109V110L164 109L162 110V108H161V110L163 112H165L167 110V112L165 114H163V112L158 107L157 108L155 107L156 108V110H155V108L152 105L156 104L155 106H158L157 105L158 101L155 100L156 101V103H155V101L153 99L152 101L155 104L152 102L151 103L152 105L151 104L149 105V102H148V107H147L148 110L150 109L151 112L152 111L153 112L152 113L149 112L147 110V108H146L147 111L145 110L146 112H148L150 114L148 116V118H147L148 114H146V112L143 110V109H145L144 106L145 107L147 106V103H146L147 101L144 102V101L141 100L143 98V94L141 95L142 98L139 97V99H140L139 100L138 98H136L138 96L132 92L135 89L134 85H132L133 83L131 84V82H132V72H131L132 69L131 68H135V67H132L134 65V63H135ZM227 61H229V62H227ZM139 63H138V65H139ZM161 63L162 64L164 63V65H162ZM181 64H183V65H181ZM255 65H259V66L257 67ZM135 66H137V65L135 64ZM163 66H165V69L162 68ZM167 68H169V69H167ZM161 69L166 70V72L165 71L163 72V70H161ZM155 70H156V72H154ZM203 72H204V74H202ZM154 73H156V74H154ZM157 73H159V74H157ZM155 75H157V77ZM185 75L186 76L190 75V79H187L188 80V82H187L188 84H186L185 82L181 83L183 78L185 79V81H187L186 78H185L186 77ZM200 76H202L203 80L200 79L201 78ZM87 77L90 78V79H88ZM169 77H171V78H169ZM210 77H212V78H210ZM166 78H167V81H166ZM209 79H211V80H209ZM39 80H41V81H39ZM172 80L175 81L176 83H174ZM205 80L206 81L209 80L208 83H205ZM30 81H31V83H30ZM209 82L210 83L212 82L211 86H209V88L206 87L208 89H204V87H205L204 85L205 84H209L210 85ZM203 83H204V85H200V84H203ZM30 84H32V85H30ZM182 84H183V86H182ZM185 85H187V86H185ZM174 86H176L177 88L174 87ZM27 88H28V90H27ZM131 88H133V90ZM182 89H183L184 93L182 91H180ZM187 90H188L187 93L191 92L193 95L192 94H190V95L189 94L188 95L185 94ZM209 90H211V89H209ZM9 91H10V93H9ZM216 91H218V89ZM131 92L134 95H136V96H134ZM59 94H60V96H59ZM146 96H147V93H146ZM186 96H188V97H186ZM203 96L206 97L207 99L204 98ZM57 97H59V98H57ZM134 97H135V99H137L140 102V104H141V102L142 103L144 102L143 103L144 105H142V104L139 105L138 104V107L139 106H143V108L141 107V109L143 110V112H145L146 118L148 120L150 118L149 123H146L148 120L147 121L146 120L145 121L142 120L143 118L144 119H146V118L143 116L144 115L143 113H140V116L143 114L142 115L143 117L141 116L142 117L141 120L143 121V124H140V123H142L140 121V116L138 115L139 116L138 117L136 115L138 112L137 113L135 112V110L139 111L140 107H139V109H138V107H137V109H134L135 108L134 104L137 106L136 100L135 99H134L135 101L133 100ZM157 98H159V97H156V99ZM143 99H145V98H143ZM130 100L133 101V103ZM182 100L184 101L183 102L184 105L182 103ZM207 100H208V104H207ZM220 100H218L217 102H219V101L222 102V100H223V103L225 105V107H223L224 105H222L220 107L226 108V105H227V104H225V102H226L225 100L226 99L222 98ZM185 101H186V103L188 102V104H186ZM203 101H204L205 104L202 103ZM84 102H87V104L84 103ZM92 102H94V103L92 104ZM159 103H160V100H159L158 104ZM174 104H178V105L174 106ZM181 105H183V106H181ZM151 106L153 107V110H152ZM168 106H169V110L167 109ZM80 107H81V109H80ZM187 107H188V109L191 108L192 111L190 109L189 110L185 109ZM253 107H254L253 113H254V111H257V110H255V107H256V109H258V111L255 112L257 114L255 115L251 111L250 115L253 117V119H256V121H258V122H251V124H253L254 126H252L250 123H248L250 125H248V124H244L243 125V123H242L243 127L240 125V127H242L241 128L242 130H244V128L246 129L248 126L251 129V126H252V129L253 128L254 129H253V131L250 132L251 135H253V132H254L255 129L257 130V128H255V127H259V129H260V127L262 128L264 126V117H263L264 105L261 102H259L258 99L256 98V100L254 101ZM16 108H14V109H16ZM222 108H221V112H222ZM171 109H173V111H171ZM214 109H216V110H214ZM142 110H141V112H142ZM31 112H33V113H31ZM49 112H52V113H49ZM156 112L159 113V114L157 115ZM173 112H175V113H173ZM187 112H188L189 115L188 114L186 115ZM221 112H218L216 114H218V116L220 114V116H221L222 115ZM229 112L230 111H228V113ZM27 113H28V115H27ZM182 113L185 114V115H183ZM261 113H262V116H261ZM88 114H90L91 116L88 115ZM175 114H177V115H175ZM216 114L214 115L215 117H213L211 115L213 117V120L216 121L217 119H219V120L221 119L223 121V119H226V118L229 117V120L227 119V122H229L228 124H230V122H231L230 120H232V119H230V118H232V117H230V115L228 117L222 115L224 117L222 119V116H221V118H217ZM230 114L232 115V113H230ZM13 115H11V116H13ZM224 115H226V114L224 113ZM8 116L10 117V115H8ZM151 116H152V118H151ZM160 116H162V117H160ZM168 116H171V117H168ZM155 117L157 119H155ZM173 117L176 118V119H174ZM14 118L12 117L13 121H15ZM160 118H162V119L160 120ZM8 119H9L8 117H6V119L4 117L0 118L1 123L5 124L6 128H12V127L15 128V126L18 127L17 126L18 123L16 121L13 123V121H10V120L8 121ZM53 119H55V120H53ZM134 119L137 121V123H138V121L140 122V123H138V126L140 128L138 127L136 129H140L141 131L145 132L144 135H142L143 133L140 132V130L139 131L137 130L138 132L134 131V128L136 127V126L134 127V123L136 122ZM23 120L25 122L27 121L26 123H28V124L24 123ZM177 120H178V123H176ZM162 121H164V123H162ZM224 121L226 122V120H224ZM224 121H223V123H224ZM236 121H238V120H236ZM243 121L245 122L244 119H243ZM30 122H32V123H30ZM155 122H158V124L155 123ZM182 122H181V124L183 126L184 122L183 123ZM219 122H221V121H219ZM234 122H235V119H234L233 123ZM240 122H242V120ZM240 122L236 126H239ZM174 123H176V124H174ZM32 124H35V126L33 127ZM94 124H96V125H94ZM231 124H232V122H231ZM235 124H237V123L235 122ZM135 125H137V124L135 123ZM167 125H169L168 129H167V127H168ZM160 126L163 127V128L160 129ZM233 126L234 125H232V127ZM236 126H234V127H236ZM89 127H92V128H89ZM164 127L166 128V130L164 129ZM181 127H179V128H181ZM249 127L247 129H249ZM132 128H133V130H132ZM46 129H48V130H46ZM83 129H87V130H83ZM182 129H184V126L182 127ZM241 129L239 131H237L235 129L238 133H236V131L234 133V129H233V133H234L233 135H234V137L236 136L235 137L236 139L237 138L240 139L239 136H240L241 132H243ZM43 130H45V133H43L44 132ZM160 130H161V132H160ZM167 130H169V131H167ZM230 130H232L231 127H230ZM60 131H62L63 133H61ZM120 131H122V132H120ZM247 131L249 133L250 130H247ZM247 131H246V133H247ZM261 131H263V130H261ZM47 132H48V134H47ZM139 132L141 133L140 137H138V134H137ZM177 132H174V135ZM184 132H185V129L182 131V134L185 137V140L183 139L182 140L183 142H180L179 140H181V139L178 138L179 139L178 140L176 138L178 136H176L175 137L176 138V142L178 140L179 141V145L181 147V150H183L184 152H186L187 155H189L187 158H190V153L194 154V156L196 158V159L195 158L194 159H195V161H197V162H194V163H196L197 169L200 172V178L203 179V177H205V176L211 177V182L214 185V187H212L213 192L215 194H216L215 190L218 191V194H220L219 192H221V196H223L222 197V202H216L217 199H219V197H217L219 195L218 194L217 195L214 194V196H215L214 202L215 203L214 204H210V205L208 204L207 207L210 206V209L215 211V213H216V210H217L218 213H216L214 216H210V217L206 216V215L205 216L201 215V213H200L201 210L204 211V210L207 209L206 206L204 207L205 209H202L203 205H201L202 206L201 207L199 204L197 205V204H185V203H183L182 209L179 206H176V205H168L169 203H171V202H168V201H171V199H172L171 197H169V200L167 199V204H165L166 202L162 203V202L166 201V199L165 200L163 199V201L161 200V202L160 201L157 202L158 200H156V205L158 203V206H157L158 207L157 209H159L158 211L166 209V210H163V211H165L164 213L166 214V218L168 216V218H167L168 219V222H167L168 224L176 223L175 220L178 219L177 223L179 222V224H177V225L180 226V221L182 222L181 224H183L182 220L184 219L185 223L186 224L188 223V226L191 227L190 221H192V218H193V220L198 221V222H195V223L199 224V225L196 224L198 228L196 227L195 229H198V231L201 230L202 232L204 231L207 234L206 235L204 234V236L202 234L200 236L201 238H199V239H197V237H196L193 240V242L195 241L193 243V245H198V246L200 245L199 247L200 248L203 247V249L206 250V251L210 250L209 252H207L210 255V257H209L211 259V260L209 259L210 263H212V264L213 263H217V264H264V221H263L264 220V166H263L264 165V158H263V154L264 153H263V151L264 150L260 149V152H259L256 149H254V150H256L258 152V153L257 152L255 153V155H254L255 158L254 157L251 158V157L247 156L246 158H244V163L247 166H245L243 168V166L245 164L243 166L241 165L242 167L241 166H240L241 168L237 167V169H238L237 170L236 166L235 167H233V166L232 167L224 166L225 162H226L225 160H227V156H231V154L233 152H235L236 150H237L236 153H238V151L240 150V149L238 150V148H235V147L232 148L231 147V149H233V151H231V154L227 152L228 150L230 152V149H228V147H230V145H234L235 144L234 141H236L233 138V135L231 136V134H232L231 131H230L231 134H229V135L231 136V138L234 139V140H232V142H234V144L227 145L228 146L227 147L228 150L225 149L226 146L225 147L223 146V149H221L222 146L221 147L219 146V149H217V150L221 149L222 152L225 149L226 151L224 150L225 153L224 152L223 153L226 154V152H227L228 154H230V155H227V156L224 155L223 157L226 156V158H224V159L222 157L223 153L221 151L213 150L215 148L212 147V146L216 145L217 148H218L217 144L210 143L208 145V143L210 141L207 142V140L201 139L202 137L198 138L199 140L198 139L196 140V142L198 144L196 142H194L195 141L194 139H193L194 140L193 142L192 141H187L188 142L187 143L186 142V136H185ZM239 132H240V134H239ZM159 134H162V135L160 136ZM165 134H168V135L165 136ZM254 134H255L254 136H251L250 134L248 136H246L247 134L246 135L244 134V137L246 136L244 138V143L247 144V142L250 139H254L255 140L256 138H254V137H257V139L259 138L261 141L262 140L264 141V133L262 134L259 131V134L258 133L256 134V131H255ZM47 135L51 136L52 140H50L49 139L50 137H48ZM85 135H87V136H85ZM163 135H164V137L161 138ZM237 135H239V136H237ZM171 136H173V135H171ZM59 137H60V139H59ZM126 137H128V138H126ZM156 137H158V138H156ZM83 138L87 139V140H84ZM246 138H247L248 141H246ZM82 140H83V142H80ZM64 141L65 142L67 141L68 142L67 144L69 146L66 143H64ZM92 142H93V145H92ZM189 142L190 143L191 142L192 143H196L197 145H195V146H198L197 149L195 150L196 147L194 145H190ZM77 143H78V145L76 147H74ZM182 143L185 145V148H184V145ZM48 144H46V145L48 146ZM72 144H73V146H71ZM177 144H178V142H177ZM181 144H182V146H181ZM206 144L208 146H205ZM246 144H244V145H246ZM44 146H40L38 148L40 150L37 149L38 152L40 151L39 153H41L42 156L43 155L45 156L46 153H47V151H46L47 146H45V147ZM84 146H85V148H84ZM187 146L189 148L190 147H192V148L188 149ZM261 146H259V147H261ZM41 147H43V149H41ZM102 147H104V148L102 149ZM208 147H209V149L212 148L210 150H213V151H209ZM245 147L246 146H244V149H245ZM60 148L58 149L59 151H60ZM89 148H91V149H89ZM205 148L208 149V150L206 151ZM234 149H236V150H234ZM67 150H66V152L63 150V152L65 153V157L67 159L62 158L63 160L64 159L66 160V162L65 161L63 162L65 165L62 164V166H68L69 165V167H72V166H70V164L72 165L73 160H69L70 157L68 158V156H70L71 154H68ZM154 150L155 149H153L152 151H154ZM181 150H180V152H181ZM245 150H244V152H245ZM44 151H46V153ZM63 152L61 154V157H63V155H64ZM104 152H106V153H104ZM66 153H67L68 156H66ZM79 153L80 154L83 153V154L80 155ZM236 153H234V154H236ZM84 154H86L87 157ZM212 154L215 157V161H214V159H213V161L217 165V169H216V166L214 164H212V162H213V161H211ZM256 154H259V155H256ZM208 155L209 156L211 155V157H209ZM99 157H100V159H99ZM142 157H144V156H141L140 159ZM256 158H259L261 160L260 163L263 164V165H260V163L258 164L256 161L259 162V159L256 160ZM70 159H72V158H70ZM85 159H87V160H85ZM91 159H93V160H91ZM142 160H144V158H142ZM216 160L218 161V163H216L217 162ZM32 162H34V160ZM86 162L88 164L87 166H86ZM61 163H62V161H61ZM66 163H67V165H66ZM82 163L83 164L85 163L84 166H86L87 168L82 166L81 165ZM192 164H193V162H192ZM220 164H224L222 166L223 168H221ZM100 165H101V168H98V167H100ZM104 165H106V166H104ZM212 165H214V166H212ZM218 165H219V167H218ZM110 166H112L113 168H111ZM160 166H161L160 168H162V164ZM88 167H90V169H88ZM224 167L226 168L225 174L227 173V175L224 174L225 176L221 175V174H218L219 172L217 173L215 171V170H217V171L218 170L219 171L223 170L221 172L223 174ZM61 168H63V167H61ZM79 168H81L80 169L81 171L79 170ZM188 168L191 169L190 167H188ZM234 168L236 169L235 170L236 172L234 171L235 174L232 173L233 170L230 173L227 172V170L229 171L230 169H234ZM99 169H101V170H99ZM213 169H214V171H212ZM85 170L88 171V172H86ZM210 170L212 171L211 174L213 172H215V173H217V176L219 175L222 178H219V177H218V179L215 178L216 177L215 173H214L215 175L213 174L211 176ZM121 171H123V172H121ZM83 172H85V175H83ZM104 172H106V173H104ZM127 173H128V175H127ZM228 173L231 174V176H233L234 178L231 177L230 175H228ZM46 175L47 176H45V178L47 179L48 178V174H46ZM123 175H125V176H123ZM154 175L157 178H158V176H160V175L157 176L156 174H153V176ZM234 175H236V176H234ZM87 176H89V177L87 178ZM235 177H236V180H235ZM157 178H156V180H157ZM160 178L161 177H159L157 181H162V179H160ZM127 179H128L129 182L127 181ZM134 180H136V181H134ZM222 180H224V181H222ZM42 181H44V179ZM119 181H117L118 184H119ZM220 181H221V183H220ZM43 183H40V184H43ZM141 184L143 185L142 187H141ZM22 185L26 186L23 183L19 187L23 188ZM220 188H221V190H220ZM256 190H258V191H256ZM43 194H44L43 190L40 189V191H39V193L37 195H30V197H35V200L32 202V205L35 208H37V211L40 209L39 211L41 213L42 212L44 213L45 211L46 212L47 211H53L51 209V206H52L53 203H46V200H48L50 197L48 195L47 196H43ZM223 199H225L226 203L223 202ZM145 200H147V199H145ZM220 200H221V198H220ZM220 200H218V201H220ZM153 203L155 204L154 201H153ZM228 204H229V206H228ZM184 205H186V206L184 207ZM188 207H189V209H184V208H188ZM176 208H180V209H176ZM183 209H184V211H183ZM185 210H187L188 213H187V211L185 212ZM219 210H221V211H219ZM184 212L187 213V214L184 215ZM164 213H161V215L162 214L164 215ZM189 213H190V215H189ZM221 213H222V215H221ZM158 214H160V212ZM168 214L171 215V216H169ZM187 215L190 216V217H188ZM193 216H195L196 219H194ZM186 218H187V220H186ZM170 220H172L173 222H170ZM185 223L183 224V226L186 225ZM171 225H168L169 228L174 229ZM174 225L175 224H173V226ZM211 226H213V227H211ZM175 227H176V225H175ZM189 227L186 228V226H185L184 228H186L187 230L183 229V231H188V229H189V231L191 229L193 230V227L192 228H189ZM89 232H91V230H89ZM224 233H226V234H224ZM189 235L191 237V232L189 233ZM240 236H243V238L240 237ZM116 241H117L116 240V236H111V237L107 236V237H104V239L102 241H100V247L103 248L102 249L103 252L107 255V257H109L110 260H116V258L117 259L120 258L122 252L128 254L129 251H130V250L128 251L126 248L124 249V247L126 245L125 242H121L122 245L120 244L119 246H116L115 248L112 249L111 245L114 244V242H116ZM0 244H1L0 245V251H1L2 250L1 246L3 247V244L1 243V241H0ZM122 250H124V251H122ZM0 253H2V251ZM225 256H227V257H225ZM222 260H223V263H221V262L218 263V261H222ZM0 264H2V263H0Z\"/></svg>",
  "mask_w": 264,
  "mask_h": 264
}]
</instances>
